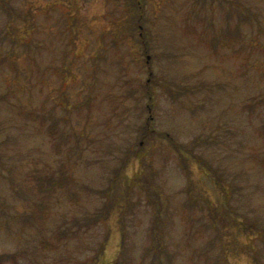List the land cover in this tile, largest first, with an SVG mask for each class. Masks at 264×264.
Returning a JSON list of instances; mask_svg holds the SVG:
<instances>
[{"label": "rangeland", "instance_id": "rangeland-1", "mask_svg": "<svg viewBox=\"0 0 264 264\" xmlns=\"http://www.w3.org/2000/svg\"><path fill=\"white\" fill-rule=\"evenodd\" d=\"M0 264H264V0H0Z\"/></svg>", "mask_w": 264, "mask_h": 264}, {"label": "trees", "instance_id": "trees-1", "mask_svg": "<svg viewBox=\"0 0 264 264\" xmlns=\"http://www.w3.org/2000/svg\"><path fill=\"white\" fill-rule=\"evenodd\" d=\"M37 183H40L41 181L39 180V179H37V181H36ZM41 184H38L37 186L39 187ZM38 187H36V188H38ZM224 192V191H223ZM225 194H227V193H225ZM221 195V194H220ZM223 197H225L224 195H222ZM222 202H223V205H224V207L226 206V204H227V199H226V197H225V200H222ZM225 220V219H224ZM240 226H241V224H240ZM243 231H244V229H243Z\"/></svg>", "mask_w": 264, "mask_h": 264}]
</instances>
